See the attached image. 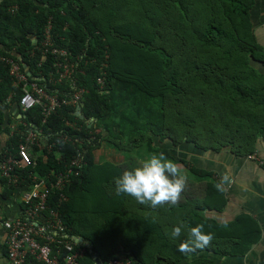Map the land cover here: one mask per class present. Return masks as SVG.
Segmentation results:
<instances>
[{
    "label": "trees",
    "instance_id": "trees-1",
    "mask_svg": "<svg viewBox=\"0 0 264 264\" xmlns=\"http://www.w3.org/2000/svg\"><path fill=\"white\" fill-rule=\"evenodd\" d=\"M263 22L264 0H1L0 101L15 102L25 122L14 132L8 155L18 157L30 128L48 137L42 148L30 147L31 165L15 168L19 183L1 172L7 194L30 191L39 179L50 184L81 152L85 163L64 190L68 199L54 189L48 197L70 239L78 235L92 244L90 251L77 243L84 249L78 264L116 258L222 264V257L249 254L262 237L259 223L247 213L219 221L213 213L226 209V191L215 189L219 180L212 170L191 160L200 151L224 149L248 157L264 141V45L256 33ZM49 24L53 43L46 46ZM54 47L68 50L74 64L61 82ZM1 57L15 58L24 71L26 63L30 79L47 94L69 98L84 89V118L71 105L45 116V100L23 110V92L14 93L10 66ZM103 142L128 151L143 145L182 164L188 184L179 205L154 209L117 196L114 179L142 162L99 160ZM185 145L193 152L178 155ZM21 206L25 213L28 203ZM181 222L186 227L180 238L166 235ZM201 223L214 234L211 245L189 255L178 251L189 228ZM25 264L41 263L29 257Z\"/></svg>",
    "mask_w": 264,
    "mask_h": 264
},
{
    "label": "built area",
    "instance_id": "built-area-1",
    "mask_svg": "<svg viewBox=\"0 0 264 264\" xmlns=\"http://www.w3.org/2000/svg\"><path fill=\"white\" fill-rule=\"evenodd\" d=\"M51 27L49 24L46 29L43 45L51 46L53 43ZM52 53L57 58L54 65L59 68L57 70V81H64L72 74L74 64L68 58V50L54 47ZM1 58L10 66V75L16 88L14 93L19 89L23 92L20 98V106L23 110L36 106L42 100L46 101L43 109L45 116L55 112L63 105H71L76 108L81 105L84 89H78L69 98L61 97L58 94H47L38 81L30 79V76L22 69L19 61L13 57ZM98 81L104 84L101 77ZM71 85L75 87L76 83L73 81ZM68 123L76 126V123ZM64 139H67V137ZM33 145L43 147L40 131L31 130L28 132L19 144L18 157L8 155L2 162L1 172L9 178L10 182L19 183V176L14 173L16 167L33 163L32 154L30 153V147ZM248 157L264 164L263 159L257 153ZM84 163V156L81 152H78L67 168L59 173L50 184L44 179H39L31 190L25 193L24 200L28 203L24 213L25 218H18L5 223L8 229L7 264H25L29 257L36 259L41 264H78L79 258L84 255V249L76 247L77 243L70 239L71 237L66 233L67 227L59 211L49 207L48 197L54 189L60 192L62 201L68 199L64 190L73 176L80 175ZM44 212H47V215L43 214ZM38 218H41L43 222ZM35 222H38V224ZM107 264H132V261L128 258H116L110 260Z\"/></svg>",
    "mask_w": 264,
    "mask_h": 264
},
{
    "label": "crops",
    "instance_id": "crops-1",
    "mask_svg": "<svg viewBox=\"0 0 264 264\" xmlns=\"http://www.w3.org/2000/svg\"><path fill=\"white\" fill-rule=\"evenodd\" d=\"M256 33L259 41L264 45V22L257 25ZM21 118L22 113L15 102L9 99L0 101V264L8 262V229L5 223L24 216L21 203L24 202L27 190L15 188L11 195L7 194L9 185L3 182L1 175V164L12 150L11 138L19 124L25 125ZM30 130L32 128L28 129ZM40 136L45 145L48 137L41 131ZM257 154L264 159L262 140L257 144ZM100 155H97L99 160H101ZM192 156L195 166L197 164L212 170L218 180L222 173L230 176V183L226 189L228 205L223 212H214V216L219 221L228 222L234 220L238 214L247 213L262 228V237L249 254L242 257H228V259L231 258L236 263L238 261L239 264H264V164L249 157L237 156L230 149H224L219 153L200 151Z\"/></svg>",
    "mask_w": 264,
    "mask_h": 264
},
{
    "label": "clouds",
    "instance_id": "clouds-1",
    "mask_svg": "<svg viewBox=\"0 0 264 264\" xmlns=\"http://www.w3.org/2000/svg\"><path fill=\"white\" fill-rule=\"evenodd\" d=\"M115 194L133 197L139 204L158 208L168 205H179L182 193L188 184V176L181 165L170 159L163 151L152 153L134 169L125 170L121 176L114 179ZM230 183V176L222 173L214 187L224 192ZM185 223L173 227L171 233H166L175 240L182 236ZM203 223L190 227L188 238L183 241L178 251L189 255L197 250L209 247L214 239L212 232H205Z\"/></svg>",
    "mask_w": 264,
    "mask_h": 264
},
{
    "label": "rangeland",
    "instance_id": "rangeland-1",
    "mask_svg": "<svg viewBox=\"0 0 264 264\" xmlns=\"http://www.w3.org/2000/svg\"><path fill=\"white\" fill-rule=\"evenodd\" d=\"M186 146V145H185ZM189 147L186 146L185 148H182L179 146V149H178V155H182L181 153H185V152H193V151H187ZM194 150V148H193ZM185 151V152H184ZM103 155L101 156L100 155V159L101 161H104V160H115V161H120V160H125V159H128L130 157H137L139 158L140 162H143L144 160H146L150 154H152L151 152H149L145 146H136V147H133L130 151L128 150H119V149H116L114 147H112L110 144H108L107 142H103L102 146L99 147V149L97 150V155ZM251 159H254V158H251ZM255 160V159H254ZM192 162V160H191ZM193 163V162H192ZM183 167L182 164H179ZM197 166V164H196ZM228 257L224 258L222 257L221 260H223V263L222 264H239L238 261L237 263L234 262L231 258L228 259ZM227 260V261H226Z\"/></svg>",
    "mask_w": 264,
    "mask_h": 264
},
{
    "label": "water",
    "instance_id": "water-1",
    "mask_svg": "<svg viewBox=\"0 0 264 264\" xmlns=\"http://www.w3.org/2000/svg\"><path fill=\"white\" fill-rule=\"evenodd\" d=\"M0 3H1V0H0ZM24 69H25V72L29 76L32 75L31 69L26 63H24ZM82 107H83V104L78 106L77 111H76V115L81 117V118H84ZM92 120L94 121V119H92ZM89 126H92V125L90 124ZM35 223L38 224V222H35ZM72 239L78 244L86 245L90 249V251H93L92 250V244L89 241L85 240L83 237H80L78 235H73ZM94 258H97L96 254H94ZM99 264H104V263H103V261L100 260Z\"/></svg>",
    "mask_w": 264,
    "mask_h": 264
}]
</instances>
